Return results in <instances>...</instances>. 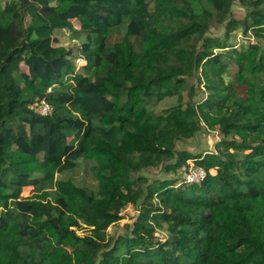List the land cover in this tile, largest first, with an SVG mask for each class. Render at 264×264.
<instances>
[{"label":"trees","instance_id":"obj_1","mask_svg":"<svg viewBox=\"0 0 264 264\" xmlns=\"http://www.w3.org/2000/svg\"><path fill=\"white\" fill-rule=\"evenodd\" d=\"M83 158L96 190L56 178ZM0 264H264V0H0Z\"/></svg>","mask_w":264,"mask_h":264},{"label":"rangeland","instance_id":"obj_2","mask_svg":"<svg viewBox=\"0 0 264 264\" xmlns=\"http://www.w3.org/2000/svg\"><path fill=\"white\" fill-rule=\"evenodd\" d=\"M233 14L236 17H242L244 15V11L239 6L238 3H236L233 6ZM70 21H71V26L56 30L55 32L56 41L54 42V44L57 47H63L65 49H68V48L73 49V54L68 56L67 58L69 59V61L70 60L74 61L77 72L81 73L82 71L81 66L84 60L81 57L78 49L82 41L84 40V36L82 35L74 36V30H77L80 28V21L76 17L71 18ZM224 32H225L224 27L212 26L210 29L209 35L211 36L220 35L221 37H223L222 35ZM248 42H249V39H247V36L245 34H242V30H238V29L233 31L229 39L230 44L244 43L247 45ZM21 67L24 71L26 72L28 71L26 64L22 63ZM198 94L200 95L201 92H198ZM172 102H173V99L165 98L163 99L162 102H160L158 107H156V110L160 111L164 109L165 107L169 106L170 104H172ZM44 105L45 104L41 105L42 111H43ZM217 137H218L217 131L205 129V130L200 131L195 137L177 141L176 146L179 149H190L192 151L205 150L209 146L212 145L213 141L217 139ZM93 164H94L93 161L83 158L80 160V163L74 169L59 172L56 174V178L69 180L75 185L84 186L89 189L96 190L98 183L92 173ZM193 167L194 166H190L189 167L190 170H192ZM190 170L188 171V169H180L178 170L177 173H174V174L177 175L179 179H183L184 175L188 176ZM142 172L145 173L149 177H160L161 175L164 174L163 170H160L157 168H150ZM172 173L173 172H171L170 174ZM53 187H55V184H53ZM31 194H32V191L28 189L27 191H24L22 195L23 197H27V196H30ZM48 198L50 199V196H48ZM138 212H139L138 209L133 204H128L126 207H124L121 211L123 218L120 221L113 223L109 227L108 229L109 234L118 235L120 233H123L125 231V225L127 223H132L133 216L137 215ZM90 228L84 224V228L77 229V233L82 234V235L86 233H90L91 232ZM161 236H165V232L161 233Z\"/></svg>","mask_w":264,"mask_h":264},{"label":"built area","instance_id":"obj_3","mask_svg":"<svg viewBox=\"0 0 264 264\" xmlns=\"http://www.w3.org/2000/svg\"><path fill=\"white\" fill-rule=\"evenodd\" d=\"M49 109H50V106L47 103H45V105L43 107V112L47 113L49 111ZM204 176H205V172L203 171V169H201V168H193L191 170V172L188 174L187 179L189 181H199Z\"/></svg>","mask_w":264,"mask_h":264}]
</instances>
